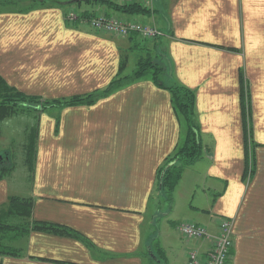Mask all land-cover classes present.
I'll use <instances>...</instances> for the list:
<instances>
[{"label":"crops","instance_id":"obj_1","mask_svg":"<svg viewBox=\"0 0 264 264\" xmlns=\"http://www.w3.org/2000/svg\"><path fill=\"white\" fill-rule=\"evenodd\" d=\"M24 3L0 12V75L9 85L49 100L85 95L103 90L121 61L120 74H129L148 53L193 91L203 153L183 170L155 238L156 173L186 134L169 91L145 76L94 103L43 111L30 183L17 182L14 170L0 179V206L14 192L30 196L32 219L73 228L93 249L31 231L16 241L21 256H0V264H184L189 250L203 252L207 242L182 237L177 224L215 231L221 217L232 220L228 264H264V0L134 1L140 10L130 13L101 0ZM71 7L162 34L151 41L95 31L66 21Z\"/></svg>","mask_w":264,"mask_h":264},{"label":"trees","instance_id":"obj_2","mask_svg":"<svg viewBox=\"0 0 264 264\" xmlns=\"http://www.w3.org/2000/svg\"><path fill=\"white\" fill-rule=\"evenodd\" d=\"M101 1L108 3V5L114 10H118L123 13L140 10L139 8L135 9L136 6H132V4L118 5L109 0ZM36 2L39 5L47 4L65 7L73 4H79L83 1L37 0ZM85 2L91 3L92 1ZM66 14L67 12L65 11V16ZM81 16L91 17L92 15L82 13ZM77 20H72V22ZM66 21L70 22L69 20ZM131 49L133 48L131 47ZM123 63L124 60L120 62V72L103 90L64 99L49 100L43 99L37 95L25 94L9 85L0 75V123L7 118L25 111H31L32 114L34 113L33 116L35 120L33 125L30 127V133H28L25 145L23 146L24 163L27 165L28 171L33 173L36 154L38 116L43 111L50 110L53 107L58 108L94 103L99 98L112 93L121 86L129 84L130 82L145 76H149L156 86L167 89L171 95L173 108L183 118L186 124V134L184 138L176 144L171 155L165 159L156 173L157 181L155 194L159 201L157 203L156 212L153 215L154 220L152 223V231L154 232L156 238L159 230V219L166 216L171 210L173 192L183 170L199 160L203 153L199 127L195 121V96L192 90L170 77L166 68L159 62L154 61L148 53H145L144 57L138 58L135 67L129 74H120L124 66ZM240 76L242 83L243 75L241 74ZM14 168V154L9 150L0 151V179L7 177L14 170ZM32 207L33 200L31 197H20L12 194L8 196L6 203L0 206V256L20 257L22 252L21 249L19 247H13L12 243L23 239L31 231H44L74 237L83 241L87 246L93 249V245L90 240L73 228L62 224L32 219Z\"/></svg>","mask_w":264,"mask_h":264},{"label":"built area","instance_id":"obj_3","mask_svg":"<svg viewBox=\"0 0 264 264\" xmlns=\"http://www.w3.org/2000/svg\"><path fill=\"white\" fill-rule=\"evenodd\" d=\"M123 1H135L148 4L153 0ZM65 18L69 21L80 19L89 23L95 31H103L120 37H127L132 33H136L144 39L154 40L162 34L161 31L153 25L136 21H125L115 16L78 17L76 13L67 11ZM176 230L186 239L207 242L203 252H198L197 249L189 250L184 264H228L231 259L233 234L232 220L230 218H219L216 223L215 231H210L206 226L192 221H182L178 223Z\"/></svg>","mask_w":264,"mask_h":264},{"label":"rangeland","instance_id":"obj_4","mask_svg":"<svg viewBox=\"0 0 264 264\" xmlns=\"http://www.w3.org/2000/svg\"><path fill=\"white\" fill-rule=\"evenodd\" d=\"M24 1L25 0H0V12L6 11V10H15V9L21 10L23 9V7H25V5H27L24 3ZM36 1L37 0H27V2H29L28 5L31 4V5L37 6L38 3ZM128 3L132 4L133 2H128ZM106 4L108 5V3ZM67 11H72L76 13L78 17L81 16L82 14L81 12H79L78 10L72 7ZM91 15H92L91 17L93 16L94 17H97V16L108 17V15H105V14L93 13ZM144 56L145 54H141V57H144ZM150 57L153 60H156L151 55ZM124 74L125 73H123L122 75ZM33 114L31 111H25L23 113L7 118L0 123V151L9 150L14 154V163H15L14 173L16 176L15 178L17 182H19L18 178L20 177L24 178V184H23L24 186H28V184L30 183L29 178L31 177V172L28 171L27 165L24 163L25 161H24V156H23V150H24L23 146L25 145L28 133H30V130H31L30 127L33 125L34 120H35ZM12 195H17L20 197H30L23 193L19 194L16 192L12 193ZM160 219H162V217ZM184 221H187V220H184ZM177 238L181 239V237L179 236ZM155 242L157 243V241ZM177 244H180V243L175 239V242L172 246V250L170 252V255L172 258H174L176 254ZM12 246L17 248L18 244L16 242H13Z\"/></svg>","mask_w":264,"mask_h":264},{"label":"water","instance_id":"obj_5","mask_svg":"<svg viewBox=\"0 0 264 264\" xmlns=\"http://www.w3.org/2000/svg\"><path fill=\"white\" fill-rule=\"evenodd\" d=\"M75 1H78V0H75ZM82 1H96V0H82ZM149 255H150L151 257H153V253H152V252H150Z\"/></svg>","mask_w":264,"mask_h":264}]
</instances>
